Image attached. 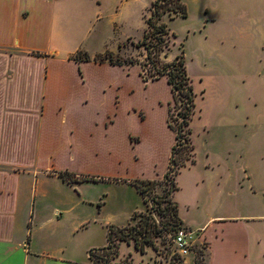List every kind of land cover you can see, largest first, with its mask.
I'll use <instances>...</instances> for the list:
<instances>
[{
  "label": "crops",
  "instance_id": "1",
  "mask_svg": "<svg viewBox=\"0 0 264 264\" xmlns=\"http://www.w3.org/2000/svg\"><path fill=\"white\" fill-rule=\"evenodd\" d=\"M155 1L0 0V264H82L91 186L136 192L146 210L131 181L161 180L177 145L168 77L144 76L132 58L146 57L139 43ZM238 8V22L206 17L208 32L230 44L212 54L223 65L219 97L200 113L207 131L223 105L224 143L235 158L224 180L240 198L201 223L178 211L184 227L202 231L207 264H264V0H238ZM107 54L122 64L101 60ZM161 83L168 93L157 90ZM124 211L123 227L142 212L127 203Z\"/></svg>",
  "mask_w": 264,
  "mask_h": 264
},
{
  "label": "rangeland",
  "instance_id": "2",
  "mask_svg": "<svg viewBox=\"0 0 264 264\" xmlns=\"http://www.w3.org/2000/svg\"><path fill=\"white\" fill-rule=\"evenodd\" d=\"M187 6L188 14L186 18L175 16L173 12H166L167 15L163 21L171 31V42L168 43L169 48L164 50L168 54H180L183 49L186 65L191 68L194 76L201 75L202 85L197 78L192 79L195 86V114L192 123L195 125L196 143L194 151L195 163L179 170L176 178L178 189L173 195V200L178 204L179 216L185 220H191L201 223L211 215H223V205L226 202L234 204L240 198L236 195L229 196V190L233 189V185L227 186L224 177H226L228 169V161L233 162L234 157L229 156V152L225 146V132L223 129L222 110L217 108L215 113L211 112L209 118V128L204 131L203 121H201V113H208V103L213 106V100L218 98L217 89L219 88V79L216 77L217 72L223 70V65L219 63L218 57L212 56L214 52H221L230 44V38L220 40L206 28V17L216 16L217 18L229 23V19H239L238 0H184ZM207 9L209 10L207 12ZM230 25L224 24L223 28L232 30ZM237 26V25H235ZM218 27H215L214 33L218 35ZM228 31V30H226ZM237 34L236 30H232ZM135 51L133 60L146 63L143 51ZM143 74L149 77L151 69L149 66H143ZM197 87V89H196ZM201 87V88H199ZM162 94L168 93V87L160 84L157 87ZM201 89V90H200ZM205 92V97L201 96ZM232 98V95L229 97ZM177 104L173 103V108L169 116V122L177 128L179 122L177 114L183 107L182 98ZM204 100V101H202ZM208 100L210 102H208ZM198 103L199 106H198ZM231 103V101H230ZM201 105V107H200ZM221 106V105H220ZM211 107H209L210 109ZM191 127V126H190ZM193 127V126H192ZM188 126L182 131L185 144L186 139L192 138L187 134ZM192 140V139H191ZM197 144V145H196ZM190 145V143H189ZM185 150L183 155L186 156ZM100 185L91 186L88 193V222L82 228V264H89V253L94 249L107 247L108 231L111 227L123 228L125 222L129 219V212L124 211L126 203L129 207H137L139 211L151 216L156 222L158 228L162 229L160 236H152V244L145 247L141 252L137 250L135 243L120 242L119 256L113 260L114 264H180L177 257L173 256V248L169 243L170 235L175 232L176 228L167 226V223H174L169 214L158 213L157 207L153 204L154 197H164L168 192V185L161 182L147 190V208L143 200L136 195L123 193L120 188L115 185L108 187L105 192ZM228 192V193H227ZM133 196V197H132ZM166 198V197H164ZM247 198L253 200V195L248 194ZM169 199L166 198L161 203V208H166ZM104 204L101 214H98V207ZM96 206V208L94 207ZM95 208V209H92ZM248 207V206H246ZM131 216V215H130ZM97 219V220H95ZM106 220H112L109 226L104 224ZM182 227V226H181ZM186 227V226H185ZM188 229L197 231L196 228ZM201 230V229H200ZM206 257L197 264H207ZM189 264H191L189 262Z\"/></svg>",
  "mask_w": 264,
  "mask_h": 264
},
{
  "label": "trees",
  "instance_id": "3",
  "mask_svg": "<svg viewBox=\"0 0 264 264\" xmlns=\"http://www.w3.org/2000/svg\"><path fill=\"white\" fill-rule=\"evenodd\" d=\"M166 12H173L175 16H181L183 18H186L187 15H189L187 6L183 0H156L152 5L151 15L148 18V29L146 30L144 39L139 43V46H143L146 50V63L144 66L147 65L151 69L149 77L152 80H155L166 75L169 84L172 86V91L175 97L174 103L177 104L180 102L179 99L182 98L181 101L183 102V107L177 114V120L181 122H179L177 128L169 122V126L176 132L177 145L173 147L169 170L161 180L136 179L131 181V183L135 186L137 191L143 195L146 203L148 202L147 190L149 188L161 184V182L168 185V192L164 196L169 199L166 208H161L160 206L166 199L164 197H154L153 204L157 207L159 214L164 212L170 215V218L174 223H167V226L174 227L176 228L175 231H177V229L183 225L178 216V205L174 202L173 195L178 189L176 178L178 177L179 170L182 167L187 166L188 161L190 162V165L195 163V145L193 144V140H191L192 138H190V141L189 139H186V141L188 140V144H185L182 131L185 126H188L186 132L188 135L192 136V127H190V124L193 115L195 114L196 94L192 85V79L187 73L183 49L172 61L166 62L162 58L163 55H168L164 50L169 48V45L167 44L171 42L172 37L170 33L171 31L163 21V16ZM79 59L81 58L78 57L77 61ZM85 59L88 60L89 58L85 57ZM101 60L109 61L112 64H122V60L115 58L112 54H107L104 58H101ZM130 62H132V60ZM172 108L173 106L170 109V113ZM185 150L187 151L186 156L183 155ZM61 176L70 182L78 181V179L74 178V175L70 173H62ZM81 180L105 181L106 179L82 177ZM134 219L136 220V223L127 227L109 228L108 246L101 249H94L89 253V258L92 264H114L113 260H116L119 256L120 242L124 241L127 243L133 241L137 250L143 252L145 247L152 244L151 237L153 235L160 236L162 233V229L157 227L156 222L151 216H148L143 212H136Z\"/></svg>",
  "mask_w": 264,
  "mask_h": 264
},
{
  "label": "built area",
  "instance_id": "4",
  "mask_svg": "<svg viewBox=\"0 0 264 264\" xmlns=\"http://www.w3.org/2000/svg\"><path fill=\"white\" fill-rule=\"evenodd\" d=\"M169 243L173 248V256L177 257L180 264H197L207 255L208 243L199 230L182 226L170 235Z\"/></svg>",
  "mask_w": 264,
  "mask_h": 264
}]
</instances>
